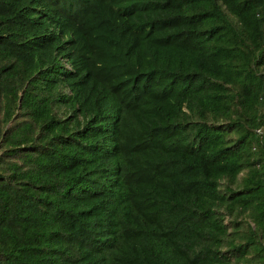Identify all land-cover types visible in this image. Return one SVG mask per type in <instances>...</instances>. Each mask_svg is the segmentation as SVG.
<instances>
[{"label": "trees", "instance_id": "obj_1", "mask_svg": "<svg viewBox=\"0 0 264 264\" xmlns=\"http://www.w3.org/2000/svg\"><path fill=\"white\" fill-rule=\"evenodd\" d=\"M0 264H264V0H0Z\"/></svg>", "mask_w": 264, "mask_h": 264}]
</instances>
